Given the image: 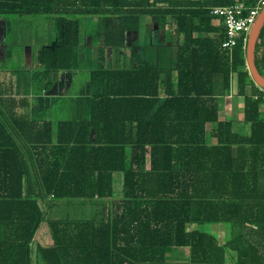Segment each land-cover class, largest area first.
I'll return each mask as SVG.
<instances>
[{
  "label": "trees",
  "instance_id": "16d2710c",
  "mask_svg": "<svg viewBox=\"0 0 264 264\" xmlns=\"http://www.w3.org/2000/svg\"><path fill=\"white\" fill-rule=\"evenodd\" d=\"M235 3L255 0H0V18L52 19L38 51L46 90L79 70L81 21L96 20L83 117L39 123L0 93V264H264V98L243 37L223 47L212 11ZM107 48L129 53L108 66ZM255 64L264 75V27ZM230 91L244 131L220 118ZM62 199L103 204L91 218H47ZM44 221L51 243L33 249ZM205 223L229 225V236L195 227Z\"/></svg>",
  "mask_w": 264,
  "mask_h": 264
},
{
  "label": "rangeland",
  "instance_id": "374dc122",
  "mask_svg": "<svg viewBox=\"0 0 264 264\" xmlns=\"http://www.w3.org/2000/svg\"><path fill=\"white\" fill-rule=\"evenodd\" d=\"M1 18H3V21L7 22V24L0 30V77H5L12 89H17L22 92L27 91L33 94V101L36 105L40 101L38 95L42 93V88H44L46 82V79L41 76L42 65L39 62L38 51L43 45L50 43L53 39L56 32L55 25L52 19L48 18L46 15H10L9 17L5 16ZM86 18L82 19L80 25V37L82 41H86V46H84L85 48L80 57L82 61L79 67L78 80H76V85L74 84L75 81L63 84L65 86L61 85L60 89L62 95L59 94L57 98L54 99L55 108L52 110V112H54L53 117L56 118L68 117L65 112L59 110L63 108L69 112L66 108H69V106H72L75 102H78L77 104H79L81 108L78 115H82L85 111L87 113L88 99L82 97L76 100L75 98V96H78L76 95L77 91L88 88V67L96 65V36L93 31L96 20L89 19L88 21ZM145 22L147 25L146 32L148 33L150 28L152 29L153 23L149 18H147ZM159 32L162 34L163 29L159 28ZM144 35L145 32L142 31L140 40H142L141 42L143 43L144 39L142 38ZM136 36L137 35L134 33L128 35V42L133 43ZM109 50L110 51H107L106 55V63L108 66L114 65L117 62V57L122 60L124 52L127 54L129 53L127 48L120 49L117 53L112 49ZM50 91L51 89L49 92ZM240 127L242 128V126ZM117 174L118 173H115V176ZM116 179L119 182L116 183L115 187L119 188L121 176L117 175ZM93 204L94 210H97L96 208L101 207L103 203L100 204L95 202ZM94 210L91 202L80 203L76 201L75 203V201L62 199L58 200L50 207L46 212V217L91 218L94 217ZM228 226L229 225L225 223L195 224V227L201 230L217 234L220 240H224L229 236ZM36 237L39 238L44 245L50 243L51 237L45 221L42 222L37 230ZM35 247L36 244H33V249H35Z\"/></svg>",
  "mask_w": 264,
  "mask_h": 264
},
{
  "label": "crops",
  "instance_id": "0c3cea01",
  "mask_svg": "<svg viewBox=\"0 0 264 264\" xmlns=\"http://www.w3.org/2000/svg\"><path fill=\"white\" fill-rule=\"evenodd\" d=\"M215 21L217 22L218 20L216 19ZM6 24H7V22H4L3 18H0V30L4 26H6ZM145 24H146V22H145ZM152 28H154V25ZM248 36H249V33H248ZM247 41H248V38H247ZM89 43H90V41H89ZM246 45H247V42H246ZM109 49H111V48L106 49V55H107V51H110ZM117 60H118V57H117ZM78 75H79V70H76L74 72L62 71V72L58 73L56 75V82L53 85V87L50 88L51 89L50 92H48L50 89L46 90L45 86H44V88H42V93L38 95L40 101L36 105L33 101V98H34L33 94H30L27 91L22 92V91L17 90V89H15V90L12 89V87L9 86L8 82L6 81L5 77H2V78L0 77V93H2L4 95H10L12 97H15V99L17 100V101L15 100V103H16L15 109H17L19 112H27L29 114V116H31L33 118L35 117L39 123L41 121H43L44 119H53V120L78 119V118L83 117L85 114V112H84V113H82V115H78L79 110L81 109L79 104H77L78 102H75V103L73 102L74 104L72 106H69V108H66L67 110H69V112H67L63 108H60L59 111L65 112L68 117L56 118V117H53L54 112H52V110L55 108V104H54L55 100L54 99L57 98V96L59 94L62 95V91L60 89L61 85L65 86L63 84L70 83L73 81H75L74 84L76 85V82H77L76 80H78ZM41 76H42V74H41ZM256 89H257V87H256ZM250 90H251V87H250V85H248L246 87V92H250ZM76 95H78V96H75L76 100H78L79 98H82V97H86V99H88L89 95H90L89 87L85 90L81 89V90L77 91ZM254 95H256V94H254ZM46 97L49 98V105L46 104V101H45ZM41 99H43V100L41 101ZM220 104H221L220 105V118L233 120L235 128L239 129V128H241L240 126H242L241 129L244 131L246 129V125L242 121V119H243V99H242V97L236 96L232 93V91H230V93L223 96V100ZM4 109H6L4 107V105H1L0 111L4 110ZM260 110L262 113H264V102H262L260 104ZM235 121H237V122H235ZM214 125H215L214 123H208L207 124V131L209 132L211 130V128L214 127ZM208 140L210 142L215 141V139H212L210 137H208ZM117 182H119V181H117ZM93 203H95V202H93ZM93 203H92V206H94ZM224 240H220V241L223 242ZM50 243H51V239H50ZM32 244H42V242H41V240H39V238H37L35 236ZM175 254L177 255L178 258H184L185 259L188 256V249L187 248L177 249L175 251ZM228 259L229 258H227V261H228ZM34 263H35V260H34Z\"/></svg>",
  "mask_w": 264,
  "mask_h": 264
},
{
  "label": "built area",
  "instance_id": "2783aa9c",
  "mask_svg": "<svg viewBox=\"0 0 264 264\" xmlns=\"http://www.w3.org/2000/svg\"><path fill=\"white\" fill-rule=\"evenodd\" d=\"M262 7H264V0H255V4L250 7L242 3L213 7V13L221 16L225 25L226 37L222 42V46L231 48L240 37H243L246 43L248 33ZM256 87L258 94L255 97L260 96L264 98V87L258 84H256Z\"/></svg>",
  "mask_w": 264,
  "mask_h": 264
},
{
  "label": "water",
  "instance_id": "95a60500",
  "mask_svg": "<svg viewBox=\"0 0 264 264\" xmlns=\"http://www.w3.org/2000/svg\"><path fill=\"white\" fill-rule=\"evenodd\" d=\"M262 27H264V7H262L249 32L246 45V63L250 76L256 84L264 87V75L259 72L255 64V48Z\"/></svg>",
  "mask_w": 264,
  "mask_h": 264
}]
</instances>
